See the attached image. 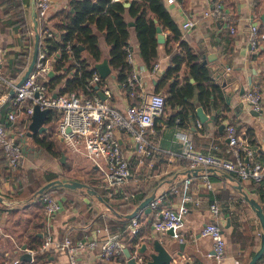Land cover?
Masks as SVG:
<instances>
[{
  "label": "crops",
  "instance_id": "obj_1",
  "mask_svg": "<svg viewBox=\"0 0 264 264\" xmlns=\"http://www.w3.org/2000/svg\"><path fill=\"white\" fill-rule=\"evenodd\" d=\"M71 1L76 0H51L46 27L51 31L50 38L55 42H61L66 14L73 12ZM111 1H129L131 5L133 0ZM162 1L175 25L178 38H174V32L168 26L159 24L157 18L151 15L163 35L162 41H158L156 32V59L152 64H158L155 72L151 71L152 66L149 68L141 57L134 18L127 9L123 13L127 22H133L128 25V43L133 49L135 64L142 76L145 90L160 92L165 97L164 110L154 118L152 132L147 133L148 138L158 147L152 157H142L140 162V155L135 152V142L129 136L121 134L119 143L128 158L132 174L119 188L123 187L122 192L128 190L123 192L124 198L112 199L109 205L97 195L87 192L85 188L56 187L52 195L61 201L62 208L47 219L36 194L42 185L54 179L65 178L86 183L91 189H100L96 185L97 173L84 155L72 151L59 137L57 111L49 110L48 119L44 124L45 130L27 136L30 116L18 113L13 121L7 120V113L14 111V108L9 104L11 97L9 102H5H8L7 110L0 117L4 116L3 125L8 135L21 145V153L24 147L23 139L27 145L22 160L15 167L7 165L0 147V193L15 201L11 206L0 203V238L9 242V248L5 251L9 264H16L13 263L15 259L22 260L20 257L25 251L31 255L29 262L35 259L36 250L29 248V233L35 231L36 223L41 225L36 229L41 233L40 237H43L47 229L55 239H62L66 234L73 240L87 235L101 242L106 236L117 234L120 244L123 243L133 253L150 237L163 243L172 241V238L164 233L165 230L160 231L153 227V221L158 217L153 210L145 212L138 209L133 217L127 216L144 199H137L139 194H144L146 198L151 193L161 196V207L175 210L186 207L187 211L181 215L182 224L175 231L178 237L186 241L182 259H188L190 264H247L258 249L261 226L245 195L257 200L264 212V191L261 184L249 180L242 181L233 173L212 168L190 169L186 160L180 156V135L185 134L197 151L210 152L230 159L232 154L225 136V127L219 129V125L231 123L236 128L237 136L253 149L252 158L264 164V39L259 42L257 49H251L248 42L250 24H257L264 30V0H222L227 20L203 15L212 0ZM12 2L0 0V48L3 58L2 70L17 82L30 61L35 31L31 19V0H26L22 6L25 30L22 24L16 22V10ZM187 20L194 21V24L184 28L182 24ZM90 26L97 35L100 50L99 60L93 62L107 59L109 64L111 47L105 40V34L95 24ZM230 26L234 27L233 32ZM37 28L39 31V26ZM39 35V49L46 53L49 64L47 76L50 79L54 77L49 81V85L57 81L50 88L53 93L60 92L66 78H71V72H60L55 68L60 48L47 54L41 41L45 37H42L40 31ZM187 49L194 54V59L203 68L204 75L197 79L190 73L189 64L183 60L178 68L172 71V75L165 82H161L162 74L168 67L174 66L171 63V55L177 51L186 53ZM78 55L80 59H91L83 45L79 47ZM109 67L112 75L102 78L110 91L107 100L122 111L132 100L127 97L125 89L117 80L115 69L110 64ZM216 68L218 71L214 70ZM223 72H230L234 81L244 86L245 92L255 88L258 90L262 110L257 115L254 114L252 106L245 103L243 95H239L234 88H231L233 95L229 102L226 101L225 93L217 81L223 77ZM61 74L63 76L59 80L57 76ZM248 77H253L251 82L247 80ZM173 82L176 83L175 87L189 91L188 95L183 94L180 103H166L170 96L168 88ZM199 85L209 91L208 101L204 105L198 98ZM212 87L215 88L213 92L209 89ZM240 101L243 102L242 106H239ZM184 106L192 109L187 110L185 119L179 124L174 115L185 111ZM197 106H201L207 115H215V119L201 122L195 113ZM203 170H206L210 188L205 186ZM189 176L191 180L185 184L184 179ZM34 180L36 182L33 185ZM38 184L41 186L34 191ZM173 187L178 190L174 192ZM186 195L197 197L199 202L194 204L186 200ZM211 203H215L219 209L217 216H213L209 209ZM132 218L137 220L135 234L131 233ZM209 221L217 222L222 229L225 252L219 261L213 254L210 237L200 234V229ZM97 228L100 229L98 234L94 233ZM22 244H26L25 250L21 249ZM43 251L47 254L44 264H67L66 253L52 249L38 250L40 253ZM135 254L139 263L144 264L142 254ZM78 260L79 264H125L126 257L122 251L118 256L105 259L97 247L79 252ZM255 264H264V252Z\"/></svg>",
  "mask_w": 264,
  "mask_h": 264
},
{
  "label": "built area",
  "instance_id": "obj_2",
  "mask_svg": "<svg viewBox=\"0 0 264 264\" xmlns=\"http://www.w3.org/2000/svg\"><path fill=\"white\" fill-rule=\"evenodd\" d=\"M50 6L51 0H35L37 27L39 26L42 37L52 35L46 27ZM203 15L228 19L222 6V0H212L210 7L204 10ZM193 24L194 21L187 20L182 26L187 28ZM230 30L233 32L234 27L230 26ZM263 39L264 30H261L257 24H250L248 37L250 48L257 49L259 42ZM65 49L69 58L64 61V66L59 71L64 73L70 71L71 77H73L79 63L73 56L69 44ZM125 50V60L130 72L120 82V85L125 89L127 97L132 102H129L121 111L108 102L107 97L110 96V91L96 70H93L90 77L87 78L82 91L71 90L54 94L47 76L49 64L46 53L40 49L32 71L19 86H16V81L4 74L2 70L3 58L0 48V97L10 88L14 89V93L9 99V104L14 108V111L7 113V120L13 121L18 113L29 117L34 106H38L39 109L47 108L57 111L56 121L59 137L72 151L84 155L90 161L97 173L98 182L96 185L100 189L109 190V195L116 192L132 175L128 158L119 143L121 134L129 136L135 142V152L140 155V162H142V157H152L158 147L148 138L147 133L152 132L154 118L159 116L165 107V97L162 93L145 90L142 76L135 64L133 49L128 45ZM157 66L158 64L155 63L151 71L155 72ZM68 67L69 70H67ZM95 85L105 95L104 99L97 95ZM243 99L249 100L255 111L262 110V103L256 88L245 92ZM178 120V118L175 119L176 122ZM224 127L232 158L197 151L185 134L180 135L182 143L180 156L186 160L190 169L195 167L212 168L233 173L242 181L249 180L261 184L264 191V164L252 158L253 149L237 136L233 124L228 123ZM0 147L7 165L9 167L17 166L21 155V145L8 135L3 124H0ZM203 171L202 177L205 186L210 188L211 183L206 177V170ZM190 180V176L186 177L184 183L188 184ZM172 190L176 192L178 188L173 187ZM184 198L194 204L199 202L197 197L191 195H186ZM41 199L47 219L62 208L61 201L54 195L44 194ZM160 201L161 196L154 193L153 199L149 202L151 210L158 215L153 221V227L160 231L169 228L176 230L182 224L181 215L187 211L186 207H180L178 210L161 207ZM209 209L213 216L218 215L219 209L215 203H211ZM136 224V218H132V234L137 232ZM99 232L100 229H94V233L98 234ZM200 234L210 237L213 254L219 261L225 252V241L220 226L215 221H209L200 229ZM97 247L105 259H111L122 252L117 234L106 236L101 242L87 235L73 240L66 234L62 239H55L47 229L43 234L40 246L41 250L52 249L66 253L67 264H79V252ZM17 262V259L13 261V263Z\"/></svg>",
  "mask_w": 264,
  "mask_h": 264
},
{
  "label": "trees",
  "instance_id": "obj_3",
  "mask_svg": "<svg viewBox=\"0 0 264 264\" xmlns=\"http://www.w3.org/2000/svg\"><path fill=\"white\" fill-rule=\"evenodd\" d=\"M12 1L16 10V22H18V24H22L24 28L23 24L25 21L23 18L22 6L26 0ZM71 6L73 8V12H67L66 14V20L63 24V31L61 32V42H55L50 37L41 39V41L44 43V48L47 50V54L60 48L59 55L57 57L58 62L55 67L56 69L61 70V68L64 66V61L68 60L69 58V54L65 49L67 44H69L73 56L79 63V66H77L73 77L66 78L64 87L60 89V92L71 90L82 91L87 78H89L93 70H95L92 64L99 60L100 50L97 45V35L93 32L90 24H95L99 30L104 32L105 40L111 47L109 54V64L113 69H115L117 80L119 82H122L130 72V68L125 60V47L129 45L128 22L123 16V13L126 9L134 18V28L138 40L139 51L143 61L149 68H151L153 62L156 59L157 46L155 29L156 24L152 20L151 15H154L157 18L159 24L168 26V28L174 32V38H178V32L176 31L175 25L168 15L162 0H133L131 1V5L129 7L123 6L122 2L120 1L96 0V2H92L91 0H76L71 1ZM81 45L87 49L91 58L90 61L80 59L78 54L79 47ZM40 47H42L41 44ZM187 50L188 51L186 53L177 51L171 55V63H173L174 66L168 67L165 73L162 74L160 80L161 82H165L167 78L172 75V71L176 70L183 60H186V62L189 64L190 73L197 79H200L201 75H204V70L201 65L195 61L194 54L190 52L189 49ZM67 70H69V67ZM62 76L63 75L61 74L57 77H59L60 80ZM52 79H54V77L51 79L49 78V81H52ZM56 83L57 81L53 84L51 83L50 87L52 88V86ZM175 84L176 83L173 82L169 85L168 91L170 96L169 99H166V103H180L182 101L183 94H189V91L175 87ZM209 89L212 92L215 91L214 87ZM85 92L86 91L84 90V93ZM208 96L209 91L203 85H199L198 98L203 105L207 103ZM6 104L3 105L1 110L3 108L5 111L7 110ZM184 108L185 111L176 113L174 115L179 119L177 121L179 124H182L183 120L185 119V116L188 112L187 110L192 109V107L188 106H184ZM3 119L4 116L0 117V124L4 123ZM172 119L174 120V117H172ZM40 186L41 185L38 184L34 191H36ZM122 188L112 193V195H109V190L93 187V189L96 190L100 195L101 200L109 205H111L112 199L124 198L123 192H127L128 190L122 192ZM55 190L56 187L48 188L42 193L38 194L37 198L40 199L42 208L44 205L41 197L44 194L52 195ZM142 198H145L144 194H139L137 197V199ZM40 226V223H36L37 228ZM37 228H35V231L29 233V248L36 250L35 259L32 262L20 260L16 264H44L47 254L46 251L41 253L38 252L42 244L43 237L39 236V232L36 231ZM7 248H9V242H4V240L0 238V264H9V261L5 256V251Z\"/></svg>",
  "mask_w": 264,
  "mask_h": 264
},
{
  "label": "water",
  "instance_id": "obj_4",
  "mask_svg": "<svg viewBox=\"0 0 264 264\" xmlns=\"http://www.w3.org/2000/svg\"><path fill=\"white\" fill-rule=\"evenodd\" d=\"M124 6H129L130 2L125 1L122 3ZM30 9H31V19L33 22V28H34V44L32 49V54L30 61L24 71V73L21 75V77L16 82V86H19L29 75V73L32 71L34 64L37 59V55L39 52V31L37 28V14H36V8H35V0H31L30 2ZM262 18L264 19V13L262 14ZM133 22H128V25H132ZM156 32H157V40L162 41L163 35L161 33V28L156 25ZM219 67V66H218ZM217 67V68H218ZM94 68L98 72L101 78H105L107 75L110 74V67L108 64L107 59H102L101 61H98L94 63ZM216 69V71H218ZM213 72V70L211 69ZM215 72V71H214ZM213 72V73H214ZM223 77L218 79L219 86L221 87V90L225 93V99L227 102H229L231 95L233 93L231 92V88H234V91H238L239 95H243L245 92L244 86L240 85L238 82L234 81L233 76L230 72H223ZM112 75V74H110ZM213 77V76H212ZM253 77H248L247 80L251 82ZM96 93L99 96V98L104 99L105 95L101 92V90L98 89L97 85H95ZM14 89L10 88L1 98H0V109L3 107L5 102L13 95ZM55 94V93H54ZM245 103L252 104L249 100H245ZM243 102H239V106H242ZM195 113L198 117V119L201 122L208 121L215 119V115H207L201 106H197L195 108ZM49 109H39L38 106H34L33 112L30 115V121L27 125V136H32L34 133L42 132L45 130V122L48 119ZM254 114H258V111H254ZM224 127L223 124L219 125V129H222ZM25 139H23L24 147H22V153L19 158V162L23 158V152L24 148L27 147L25 144ZM63 159V153L61 154V160ZM67 187V188H85L87 192L97 195L98 198H101L94 189H91L86 183L74 180V179H54L51 181H48L44 185H42L38 190L36 194L42 193L44 190L48 188H54V187ZM154 193H151L146 198H144L137 208L128 214V217H133L136 214V210L143 209L145 212H150L151 208L149 206V202L153 199ZM246 201L249 203L251 208L254 210L256 216L259 219L260 226H261V233H260V245L258 249L254 252L250 260L247 262V264H255L257 260L260 258V256L264 252V212L262 209V206L260 203L253 199L249 198L247 195H245ZM0 203L6 204L8 206H11L15 203L14 200L8 199L5 195L0 193ZM167 235H169L172 238L171 240H168L166 242L159 241L157 238H148L146 242H142L140 246L136 249L137 254H142V258L145 261L144 264H190V261L188 259L183 260L182 259V252L186 248V241L182 239V237H178L176 231L172 228L166 229L165 232ZM39 236H41V233H39ZM122 251L126 257L125 264H140L137 258V255L133 253L132 250L128 249L123 243H121ZM21 249H26V244H22ZM22 260L29 261L31 259V255L29 252L25 251L21 257Z\"/></svg>",
  "mask_w": 264,
  "mask_h": 264
},
{
  "label": "rangeland",
  "instance_id": "obj_5",
  "mask_svg": "<svg viewBox=\"0 0 264 264\" xmlns=\"http://www.w3.org/2000/svg\"><path fill=\"white\" fill-rule=\"evenodd\" d=\"M5 111V109L3 108L2 110H1V112H0V115H4V112ZM33 178H31V180H32ZM36 181L34 180V181H32V184L34 185V183H35Z\"/></svg>",
  "mask_w": 264,
  "mask_h": 264
}]
</instances>
